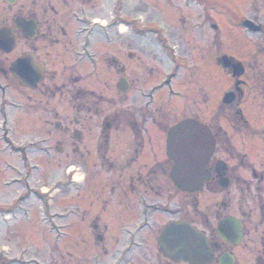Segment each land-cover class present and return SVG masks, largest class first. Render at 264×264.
<instances>
[{"label": "flooded vegetation", "instance_id": "af4514ba", "mask_svg": "<svg viewBox=\"0 0 264 264\" xmlns=\"http://www.w3.org/2000/svg\"><path fill=\"white\" fill-rule=\"evenodd\" d=\"M60 2L64 8L52 5L49 0L38 10L22 9L21 15L15 17L11 25H5L12 27L15 34L20 35L22 30L15 28V20L21 18L26 22L35 21L37 29L34 38L19 36L17 42L21 41L25 46L21 51L18 50L19 47L8 54L0 50V114L7 107L12 108V103L4 104L1 98L5 100L12 84H17L19 100L15 99L17 102L13 105H17L26 114L27 94L29 91L34 93L39 132H48V135L53 134L52 131L64 133L58 144L67 147V157L79 164L69 167L73 168L69 176L71 180L80 175L85 176L79 184L83 190L78 187L72 200L83 211L82 218L88 223L97 247L103 252V259H112L117 254L114 264H176L163 256L157 240L165 226L173 221H183L189 222L205 236L214 255L212 264H230L231 260L233 264H238L236 251L250 235L247 223L227 214L230 205L225 203L222 204V210H216L211 216L199 211L196 204L193 206V218L189 219L188 199L194 194L172 189L171 161L167 155L165 159H159L160 153L156 150L163 147L164 143L166 147L168 133L174 126L185 120L202 122L193 113L176 116L173 120L166 106L169 100L160 101L156 98L158 91H166L168 97L184 98L183 91L176 89V81L181 78L182 72H187V69L189 71L188 62L185 61L189 59L191 63L195 60L194 70H190L189 74L195 100L193 103L197 107L202 104L205 89L201 42L193 48L196 54H189L188 58L185 52L181 53V57L178 47H161L171 68L164 74L163 80L156 84L155 76H161V72H157L158 67L155 66L156 56L152 51L146 50V47H123L121 41L119 47H95V44L104 42L107 45L108 40H113L109 39L108 32H100L105 27L102 17L92 16L93 11L100 9L94 6V0ZM243 2V17L237 18L232 10L230 19L250 36L247 39L250 47H264V2L258 6H253L252 0ZM245 22L251 23L252 27L244 28ZM97 29L100 31L96 38L94 34ZM116 41H119L118 35ZM213 49V62L217 70L222 67L223 58H228L231 62L230 68L222 67L231 79V86L219 99L215 109L214 119L217 122L210 128L216 141V149L208 166L211 180L202 190L212 187L223 192L231 187L234 175L228 162L216 159L220 154L218 146L224 145L226 140V133L218 121L223 118V109L229 107L227 109L230 116L225 117L229 127L238 133L246 130L247 122L242 112L238 109L231 110L230 105L237 106L244 100L245 86L241 80L246 77L248 70L236 57L220 53L219 47ZM26 55L35 56L42 68V80L36 88L20 86L10 71L11 65ZM234 64L243 67L242 76L233 75ZM255 79L256 87L252 93L262 96L264 76ZM113 93L116 96H112ZM227 95H234L233 103L225 104L224 98ZM63 99L71 110V114L65 118L55 104L56 100L62 102ZM91 135H96V139L92 141ZM161 135L164 137L161 138ZM63 147L60 151H64ZM112 148L119 151V154L112 157ZM55 150L59 151V147ZM225 152L223 150L221 153ZM97 168L105 170L103 175L94 173ZM89 177L91 178L88 180ZM222 177L230 180L227 189L222 188ZM83 191L84 197L80 198V192ZM174 196H178L180 200L179 206L174 200V215L179 216L178 219H171L170 203ZM156 215L163 216L166 221L157 223ZM227 218H237L241 223L243 239L240 244H231L220 236L219 224ZM112 227L118 230L119 236L109 235ZM114 239L116 244L111 247ZM111 248L112 253L109 251Z\"/></svg>", "mask_w": 264, "mask_h": 264}, {"label": "rangeland", "instance_id": "374dc122", "mask_svg": "<svg viewBox=\"0 0 264 264\" xmlns=\"http://www.w3.org/2000/svg\"><path fill=\"white\" fill-rule=\"evenodd\" d=\"M46 1L49 0H16L14 4H10L7 0H0V27L11 25L15 17L21 15L22 9L38 10L42 4L46 5ZM50 1L52 5L64 8L61 0ZM243 1L118 0L115 3V0H94V6L100 9L93 11L92 16L102 17V24L105 26L102 27L103 31L97 29L94 37H98L99 31L108 32L109 39L113 40H108L107 45L104 42L95 44V47H119L121 41L123 47L139 45L138 47H146V50L153 52L157 60V72H161V76L155 74L156 84L163 80L164 74L171 68L161 47H178L180 55L185 52L188 58L187 55L196 54L193 48L201 42L204 54L202 75L206 92L202 104L197 107L193 103V87L189 83L190 70H194L195 60L192 63L189 59L185 60L189 71L187 69V72H182L181 78L176 81V89L183 91L184 98L168 97L166 91H158L156 98L169 100L166 106L173 120L176 116L193 113L210 127L216 124L215 109L219 99L229 90L231 79L221 67L216 69L213 47H219L220 53L236 57L247 68L246 77L241 80L245 86L244 100L237 106L230 105L231 110L238 109L242 112L247 122L246 130L238 133L229 127L225 120V117L230 116L227 109L229 107L223 109V118L218 121L226 133V140L224 145L218 146L220 154L216 159L228 162L234 175L232 185L223 192L207 187L194 194L188 199V218H193V206L196 204L199 211L210 216L216 210H222L223 203L229 204L226 213L244 220L250 230V235L236 251L238 264H262L264 93L256 96L252 90L256 87L255 77L258 79L259 76H264V47H250L247 41L250 36L230 19L232 10L237 18L243 17ZM263 2L264 0H252L253 6ZM77 25L80 26L79 23ZM17 47L21 51L25 46L19 41ZM18 93V85L12 84L5 100L1 98L4 104L12 103V108L7 107L0 114V264H114L117 254L114 257L110 255L112 259H103V252L97 247L88 223L82 218L83 211L72 200L85 176L73 178L74 181L69 176V167L79 164L67 157V147L58 144L64 133L52 131L53 134L48 135V132H39L34 93L29 91L27 94L26 114L17 105H13L17 102L15 99L19 100ZM112 96L116 94L113 93ZM55 104L62 117L71 114L65 99L62 102L56 100ZM156 133L159 134L157 131ZM92 139L95 140L96 135H91ZM56 147H59V151L55 150ZM62 147L64 151H60ZM165 148L164 143L163 147L156 149L160 153L159 159H165ZM112 149V157L119 154V151ZM223 150L226 152L221 153ZM103 172L104 169L97 168L94 173L103 175ZM172 189L175 188L172 186ZM80 193V198H83L84 191ZM174 200L177 206L180 202L179 197L174 196L170 203L171 219H178L179 216L174 215ZM14 209L17 216L13 215L12 220L8 221L10 216L7 213ZM160 216L156 215V222H165L166 219ZM210 220L214 222L213 218ZM109 235L119 236L120 233L112 227ZM115 240L111 242V247L116 244ZM109 251L112 253V248Z\"/></svg>", "mask_w": 264, "mask_h": 264}, {"label": "water", "instance_id": "95a60500", "mask_svg": "<svg viewBox=\"0 0 264 264\" xmlns=\"http://www.w3.org/2000/svg\"><path fill=\"white\" fill-rule=\"evenodd\" d=\"M16 0H8L14 3ZM17 29L21 35L34 38L37 26L35 21L26 22L17 18ZM17 37L10 27L0 28V50L10 53L16 47ZM222 63L229 67L231 62L223 58ZM41 65L36 62L33 55H26L12 64L11 73L22 87L36 88L42 80ZM244 69L240 64L233 65V75L240 77ZM234 95L225 97V104L233 103ZM216 142L209 128L195 120H185L174 126L168 133L167 155L173 163L171 180L180 191L195 193L204 187L205 182L211 178L207 166L214 155ZM223 165V164H220ZM226 167L224 168V170ZM222 188L227 189L230 180L221 178ZM220 236L231 242L239 244L242 237V225L235 218H227L219 225ZM159 247L163 255L176 263L211 264L213 252L205 236L188 223L173 222L168 225L160 235ZM233 264V260L231 263Z\"/></svg>", "mask_w": 264, "mask_h": 264}]
</instances>
